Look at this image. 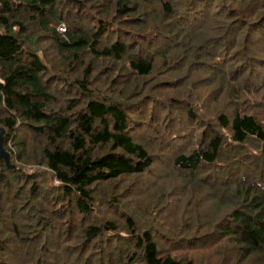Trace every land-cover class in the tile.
<instances>
[{"label": "trees", "instance_id": "obj_1", "mask_svg": "<svg viewBox=\"0 0 264 264\" xmlns=\"http://www.w3.org/2000/svg\"><path fill=\"white\" fill-rule=\"evenodd\" d=\"M0 264H264V0H0Z\"/></svg>", "mask_w": 264, "mask_h": 264}, {"label": "water", "instance_id": "obj_2", "mask_svg": "<svg viewBox=\"0 0 264 264\" xmlns=\"http://www.w3.org/2000/svg\"><path fill=\"white\" fill-rule=\"evenodd\" d=\"M4 133V129L0 128V160H3L7 167L14 168V166H12L10 163V156L3 146Z\"/></svg>", "mask_w": 264, "mask_h": 264}]
</instances>
